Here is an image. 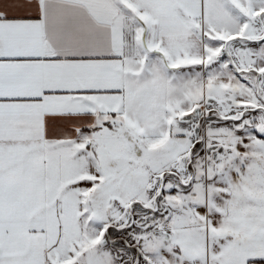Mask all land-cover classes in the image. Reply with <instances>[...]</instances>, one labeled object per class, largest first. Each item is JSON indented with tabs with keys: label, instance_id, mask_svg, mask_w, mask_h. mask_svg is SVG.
<instances>
[{
	"label": "snow or ice",
	"instance_id": "1",
	"mask_svg": "<svg viewBox=\"0 0 264 264\" xmlns=\"http://www.w3.org/2000/svg\"><path fill=\"white\" fill-rule=\"evenodd\" d=\"M0 264H264V0H0Z\"/></svg>",
	"mask_w": 264,
	"mask_h": 264
}]
</instances>
